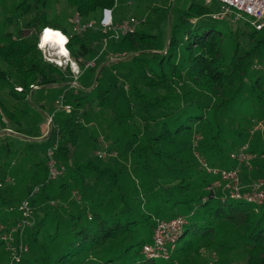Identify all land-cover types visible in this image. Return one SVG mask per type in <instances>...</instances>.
<instances>
[{
    "label": "trees",
    "instance_id": "trees-1",
    "mask_svg": "<svg viewBox=\"0 0 264 264\" xmlns=\"http://www.w3.org/2000/svg\"><path fill=\"white\" fill-rule=\"evenodd\" d=\"M48 1L21 0L14 11L21 17L32 11L31 17L15 35L6 32L8 41L0 43V85L9 87L12 98L26 104L31 90L48 88L56 90L55 102L62 95V103L70 106L51 117L47 139H53L44 146L43 158L26 157L32 165L25 169L22 161L18 163V176L14 171L7 174L6 163H1L0 210L9 215L0 223L17 221L25 198L33 212V225L22 239L29 253L17 264H214L201 257L204 249L218 255L217 264H231L233 253L244 257L243 264H264V201L252 204L225 196L220 186L211 189L217 177L200 162L233 167L236 163L226 165L231 159L228 148L245 143L250 120L264 116V76L261 71L251 75L264 49V29L256 30L245 21L244 28L233 27L224 18L212 17L219 10L216 1L190 0L177 11L157 7L164 18L171 13L166 44L138 27L118 39L110 36L112 29L73 33L68 49L80 68L95 58L75 86L70 66L44 60L36 44L44 26L59 28L47 17ZM114 3L67 0L75 14L96 24L102 8ZM7 20L19 26L18 18ZM103 41L106 46L101 50ZM36 105L42 108L43 103ZM1 123V128L13 130ZM13 131L30 137L25 145L39 144L43 135L36 124L17 125ZM85 135L91 138L86 147L92 156L76 161ZM100 137L106 140L105 148L116 153L103 164L95 154L104 147L97 146ZM258 138L249 146L256 154L255 178L262 175L264 152ZM48 149L55 166H64L56 186L48 180ZM38 165L44 170L42 177L36 173ZM30 170L33 175L25 181ZM247 171L242 166V180L249 176ZM16 184L25 189L18 201L9 188ZM170 211L172 217L187 219L177 240L183 239L181 244L176 242L169 259L146 258L143 245L152 241L156 220ZM9 260V251L0 242V264Z\"/></svg>",
    "mask_w": 264,
    "mask_h": 264
},
{
    "label": "rangeland",
    "instance_id": "rangeland-1",
    "mask_svg": "<svg viewBox=\"0 0 264 264\" xmlns=\"http://www.w3.org/2000/svg\"><path fill=\"white\" fill-rule=\"evenodd\" d=\"M20 1L21 0H0V43H6L8 41V38L5 36L6 32H10V33H12V35H15L17 28L23 26L24 23H26L31 17L32 11H30L28 14H26L23 17L19 16V14L14 11L16 5ZM189 1L190 0H115L114 6L112 7L113 22L119 23L123 20L128 19L130 16L135 17L139 22L145 20L141 24L136 23L135 27H138L139 29H143L147 32L154 33L160 40H165V44H166V39L168 37L169 26H170L169 25V23H170V16L169 15H171V13L169 15H167L166 18H164V16L158 14L157 10H161V9H157V7H160V8L170 7L171 9H173V11H177L180 8H184L186 3H188ZM46 14H47L48 19H50L53 22L58 23L59 29H61L62 31H64L67 34H73L74 33V30L72 29V22H71V17H72V15H74V9L70 8L68 6L67 0H49L47 8H46ZM9 16H12V21L16 20V18H18L19 26H16L15 23H13V22H9L7 20V17H9ZM224 19L227 20L229 25H232L233 27L234 26L235 27L240 26L241 28H244V26L242 25L243 23H241L242 20L235 22V21H232L229 16H225ZM204 20L209 21V18H204ZM193 22L195 23V20H193L192 23ZM116 25H118V24H116ZM52 26H53V24H52ZM186 27L191 28V30L194 29V27L189 23L186 24ZM88 30L96 31L98 29H96V28L87 29V30L79 32V34L80 33L82 34ZM55 32H57V31H55ZM74 34H76V33H74ZM121 34L122 33H119L118 37H120ZM38 35H39V33L37 34L36 41L38 39ZM112 37L114 39H118V37H114V36H112ZM105 46H106L105 41H103L101 50L104 49ZM44 49H45V52H42V50L39 49L42 57H43L44 53L45 54L49 53V54H52L54 56L53 59L54 58H60V59H58V61L63 63L62 67L60 66L61 68H64L66 65H69V63H67V64L65 63L66 59L62 60L60 55H56V53H53L54 50H52V48L49 47V45H46L44 47ZM89 59H92V58H89ZM255 63L257 64V66L252 68L253 71H252L251 75H253V76L258 75L259 71H261V73H263V76H264V49L262 50V53L255 60ZM8 91H9V87L7 85H5V84L0 85V100H1V104H0V111H1V113H0V126L2 125V123H1L2 121H4L8 126L12 127L13 130L16 128L17 125L18 126L20 125L21 127H28V126L33 127L34 124H36V126H38L39 128L42 129V134H43L40 138L37 139V141H40L39 144L34 143V144L25 145V139H30V137L24 136L23 134L16 132V131L14 132L11 129H6V128L3 129L0 127L1 128L0 129V156L2 155L1 156L2 160H0V166L4 165L3 167H4V169H6L7 174L10 173L11 171H14L15 176H18V171H17L18 167H19L17 165L18 163H20L22 161L26 165V166H24V168L28 169L32 165V161L30 159H33L35 157L36 161H37L40 158L44 157V155H45V152H44L45 147L44 146L47 145L49 142H51L53 139V137L51 138V140L47 139L51 125H52V121L50 120V117H52L54 115V113L60 112L61 106L59 105V103L56 105V103L54 101L55 99H53V95L56 91L55 89L49 90L48 88H39L38 87L36 89L31 90V92L29 94L30 100L26 101V104H24L23 101L20 99L12 98L8 94ZM36 102L37 103H40V102L43 103L42 108H40V107L35 108L37 106ZM4 107H6V109L11 114H14L15 117L18 119V121H14L10 117H8L3 112ZM263 113H264V111H263ZM235 115L236 114H234V115L232 114V116H235ZM257 122L262 123V125H263L262 130H259L258 132H257V130L254 131L252 133L253 134L252 136L251 135L248 136L247 141H245V143H243L242 145H238L235 149H238V148L243 147L245 145H247V147L249 149V146H251L252 143L256 144L259 142V141H257V139H259L258 137H260L261 143H264V116H262V118H257L256 116H254L250 120V123H249L250 127L253 128ZM90 128H91V126L87 127V129L89 131H90ZM101 131L102 130H99V134H101ZM88 134L90 135V132H88ZM89 135L84 136L85 140L83 142L86 144H83L82 146L77 147V149H76L77 151L74 155L75 159H77L76 161L83 162L86 159H88L90 156H92L91 150L89 148L87 149V147H86L89 140H91ZM230 140L231 139H229L228 141H230ZM99 141H100V144L98 143L97 146L101 148L102 145H104L106 143V140L104 138L100 137ZM6 143H8V145L5 147ZM235 149H233V150H235ZM99 150L105 152L104 156L100 157V160L97 159V161L100 162L101 164H103L105 161H107L108 157H111V156L116 157V154L115 155L112 154L115 151H108L105 148V145H104V147H102ZM233 150L228 148V151H227L228 154L230 155V153ZM6 151H8V152L10 151V153L8 155L3 154V152H6ZM82 151H83V154H81ZM95 154H94V156H95ZM22 156H23V159L21 158ZM96 156H97V154H96ZM18 157H19V159H18ZM26 157H29L30 159H27ZM20 159H22V160H20ZM260 159L262 160V162L260 161L261 162L260 163V168H261L260 171H263V158L260 156ZM2 161H4L6 164H4ZM218 161H220V160H218ZM218 161H217V164H219ZM226 162H227V164H226L227 166L228 165L232 166L233 164H235V161H233L231 159H227ZM1 163H3V165H1ZM257 168H258V165H256V166L254 165L253 170H255ZM35 170H36L38 177L43 176L44 170L42 169L41 165L36 166ZM253 170L252 169L248 170L247 173L249 174V176L244 178L243 180L241 179L242 180L241 184H242L243 189H247V184H249L253 179H255L256 175H254ZM63 171L64 170H62L60 172L63 173ZM1 172H2V170H0V175H1ZM31 172H32V174L30 176L26 175L27 177H26L25 181H28L30 179V177L33 175V171H31V170L28 174H30ZM59 175H60V173L59 174L57 173V175L52 179V180H54L53 185H55V186L57 185L59 178L61 176V175L60 176ZM9 181L12 183L13 179H10ZM14 181H16V180L14 179ZM11 183H9V184H11ZM9 188L13 189V191H14L15 201H18L23 197V195H24L23 191H25L24 187L21 188L18 184H16V185L9 186ZM18 188L20 189V191L18 190ZM57 203H58V201H57ZM57 203L55 201L53 204H57ZM59 203H61V202H59ZM173 214L174 213L172 211H170L169 213H167L163 217V219H169L170 217L173 216ZM6 215H9V214L5 209L0 210V218L5 217ZM182 240L183 239H180L177 242L178 246L181 244ZM28 251H29V249H28ZM27 255L28 254H25L24 257H26ZM214 255L215 254L208 252L204 249V250H202L201 257L203 259H205L206 261H209V262H213V260H214L213 263L217 264L219 261V258H218L217 254L215 256ZM4 256H5V259H7V255L4 254ZM230 257H231V264H243L245 261L244 257L241 255H238L237 253L231 254ZM9 263H10V260L8 261V264Z\"/></svg>",
    "mask_w": 264,
    "mask_h": 264
},
{
    "label": "built area",
    "instance_id": "built-area-1",
    "mask_svg": "<svg viewBox=\"0 0 264 264\" xmlns=\"http://www.w3.org/2000/svg\"><path fill=\"white\" fill-rule=\"evenodd\" d=\"M211 1H216L219 4V10L212 14L214 18H224L229 16L232 21H245L249 23L256 30L264 29V0H204L205 3H210ZM72 29L74 33H79L81 31L98 28L102 31L107 29H112L111 35L118 37L119 33L132 32L137 23V19L133 16H130L125 21L119 23L118 25L113 24V11L112 7H104L101 10L100 17L98 18V23L92 19H83L79 15L75 14L71 17ZM50 28V26H44L38 35L36 41L37 47L45 52L44 46L41 45V33L45 29ZM54 31L61 30L59 28H54ZM62 31V30H61ZM63 35L66 37L64 42L65 50L67 55H62L61 59H66V64L69 63L70 69L73 73L72 85L77 86L78 82L76 81L78 75H80L83 69L92 67L95 62V58L88 59L84 61L83 68H80L78 63L71 57L70 51L68 49V42L72 34H67L62 31ZM43 59L49 62H53L58 66L63 65L62 62H59L56 59H53L43 54ZM257 66L256 63L253 64V67ZM36 86H34L35 88ZM17 90H20L21 87H16ZM63 96L60 95L56 100V104L64 108L66 111L70 110L69 105L62 104ZM51 120V117H50ZM261 128V129H260ZM263 125L261 122H257L256 125L250 129V135L256 130H262ZM9 129V128H7ZM196 145V142H194ZM52 150L48 149L46 155L48 157L47 161V170H48V180L53 179L57 173L64 170V166L60 165L56 167L52 158ZM98 157H103L105 152L97 150L96 152ZM112 154H116L113 152ZM197 156L198 154L195 153ZM230 158L235 161V165L231 168H222L218 166H210L207 162L200 159L201 165L204 169L211 174L216 175L209 186L211 189L220 186L225 196H229L231 199H243L252 204H258L264 201V152L261 153L263 158V171L262 175L258 178L253 179L249 184H247V189L242 188L241 184V171L242 166H246L248 170L254 169L253 159L256 157V154L250 151L247 145L233 150L230 153ZM199 158V157H198ZM47 180V181H48ZM39 188L38 185L34 186L33 191H37ZM20 211V216L17 221L4 224L0 223V242H2L10 255V264H17L22 255L28 252L27 244L22 241L25 229L33 225V212L29 203V198H25L21 201L18 206ZM187 223L185 216L177 215L169 219H158L156 220L153 238L150 243H145L143 245V253L146 258H159V259H169L172 253L175 250V245L180 237L184 225Z\"/></svg>",
    "mask_w": 264,
    "mask_h": 264
},
{
    "label": "bare ground",
    "instance_id": "bare-ground-1",
    "mask_svg": "<svg viewBox=\"0 0 264 264\" xmlns=\"http://www.w3.org/2000/svg\"><path fill=\"white\" fill-rule=\"evenodd\" d=\"M47 29H52V31L48 34V37L46 38L45 36V31L41 33V44L42 46L49 45V47L54 50L53 53H56V55H67L66 50H65V45L64 42L66 38L63 36V33L61 30H58L57 32L53 31V28H47ZM56 33H59V35H56ZM62 38V39H61ZM47 52V51H46ZM48 53V52H47ZM47 56L53 58L54 56L52 54H46ZM54 59H60V58H54Z\"/></svg>",
    "mask_w": 264,
    "mask_h": 264
},
{
    "label": "snow or ice",
    "instance_id": "snow-or-ice-1",
    "mask_svg": "<svg viewBox=\"0 0 264 264\" xmlns=\"http://www.w3.org/2000/svg\"><path fill=\"white\" fill-rule=\"evenodd\" d=\"M51 29H45V36L48 37V34L51 32ZM56 35H59V33H56ZM62 39V38H61Z\"/></svg>",
    "mask_w": 264,
    "mask_h": 264
},
{
    "label": "crops",
    "instance_id": "crops-1",
    "mask_svg": "<svg viewBox=\"0 0 264 264\" xmlns=\"http://www.w3.org/2000/svg\"><path fill=\"white\" fill-rule=\"evenodd\" d=\"M101 12L98 13V18L100 17ZM50 90V89H49ZM56 103V102H55ZM57 105V104H56Z\"/></svg>",
    "mask_w": 264,
    "mask_h": 264
}]
</instances>
